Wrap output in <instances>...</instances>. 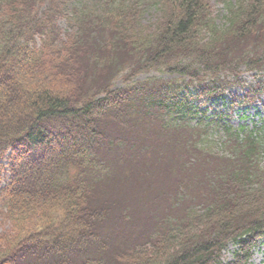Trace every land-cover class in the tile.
I'll return each mask as SVG.
<instances>
[{
    "label": "trees",
    "instance_id": "obj_1",
    "mask_svg": "<svg viewBox=\"0 0 264 264\" xmlns=\"http://www.w3.org/2000/svg\"><path fill=\"white\" fill-rule=\"evenodd\" d=\"M220 1L0 0V264H250L264 143L200 106L264 94V0Z\"/></svg>",
    "mask_w": 264,
    "mask_h": 264
},
{
    "label": "rangeland",
    "instance_id": "obj_2",
    "mask_svg": "<svg viewBox=\"0 0 264 264\" xmlns=\"http://www.w3.org/2000/svg\"><path fill=\"white\" fill-rule=\"evenodd\" d=\"M229 1H234V0H229ZM211 5H212L213 13L217 18V21L220 22L224 14V8L222 7L223 6L222 2L220 0H211ZM143 17H144V22L152 21L155 18L154 9L152 7H147L146 12L144 13ZM149 74L150 75L155 74L156 76H161V77H172L173 76L167 73L160 74L159 72H152ZM144 76L146 75H141V77H144ZM244 76L248 80L251 79L249 74L245 73ZM116 83L120 84V81L118 80ZM232 92L233 93L231 94V96L233 94H236L238 96L243 95L242 90L240 89H233ZM228 101H229V96L227 93H225L223 97L210 98L205 106H201V110H205V115H206L205 120L210 119L215 111H221V112L226 113L225 121L229 123L231 127L235 128V130H237V127L238 128L242 127L243 130L248 131L250 129H255L253 128V126L255 125L262 126L263 124V128L260 131L258 130V134L259 133L261 134L262 141L264 142V94L259 96L257 99H254L250 103L246 102V104L244 105L238 104L237 100H234L236 103L233 105L229 104L230 102ZM213 137L218 142H221L222 140L226 139L225 134H223L219 130H217V132L213 134ZM216 146H219V145H216ZM261 162H262V165L264 166V154L263 156H261ZM122 224H125V223H122ZM4 227L6 226L3 225V222L1 221V218H0V231L3 230ZM133 230L135 231L134 228ZM119 231L126 233L127 228L125 227L119 228ZM132 235L134 236L135 234H132ZM103 238L100 237V242H98V244H95L91 250L90 249L88 250V253L90 255L92 251V254H96L102 258H106L110 256L111 249L113 250V248L116 246L115 245L116 239L113 236H109V235H107L106 237L103 236ZM107 242L110 243L109 247L106 246ZM233 249H234V245L229 244V246L227 247V250H225L224 255H223V258L225 260L231 259ZM263 258H264V242L262 241L254 249L253 256L250 260V263L251 264H263Z\"/></svg>",
    "mask_w": 264,
    "mask_h": 264
}]
</instances>
